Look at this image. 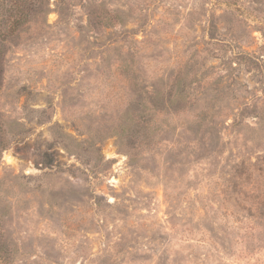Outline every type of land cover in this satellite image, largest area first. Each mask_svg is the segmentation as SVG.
<instances>
[{
  "label": "rangeland",
  "instance_id": "obj_1",
  "mask_svg": "<svg viewBox=\"0 0 264 264\" xmlns=\"http://www.w3.org/2000/svg\"><path fill=\"white\" fill-rule=\"evenodd\" d=\"M25 6L0 264H264V0Z\"/></svg>",
  "mask_w": 264,
  "mask_h": 264
},
{
  "label": "trees",
  "instance_id": "obj_2",
  "mask_svg": "<svg viewBox=\"0 0 264 264\" xmlns=\"http://www.w3.org/2000/svg\"><path fill=\"white\" fill-rule=\"evenodd\" d=\"M28 0H0V78L1 63L3 61L5 40L16 33L29 17V9L25 6ZM10 3L8 6L7 4ZM24 3V5H23ZM0 136L2 138V130L0 123ZM0 138V161L1 151L6 148V144Z\"/></svg>",
  "mask_w": 264,
  "mask_h": 264
}]
</instances>
